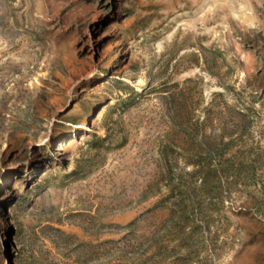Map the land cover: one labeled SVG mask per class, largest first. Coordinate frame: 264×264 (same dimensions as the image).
Instances as JSON below:
<instances>
[{
    "label": "rangeland",
    "instance_id": "374dc122",
    "mask_svg": "<svg viewBox=\"0 0 264 264\" xmlns=\"http://www.w3.org/2000/svg\"><path fill=\"white\" fill-rule=\"evenodd\" d=\"M0 264H264V0H0Z\"/></svg>",
    "mask_w": 264,
    "mask_h": 264
}]
</instances>
